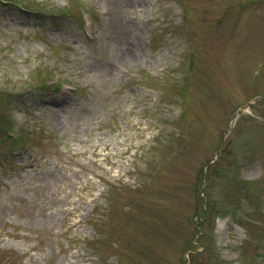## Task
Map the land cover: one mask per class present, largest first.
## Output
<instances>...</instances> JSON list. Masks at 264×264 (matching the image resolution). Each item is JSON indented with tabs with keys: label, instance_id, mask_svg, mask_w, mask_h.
I'll return each instance as SVG.
<instances>
[{
	"label": "rangeland",
	"instance_id": "1",
	"mask_svg": "<svg viewBox=\"0 0 264 264\" xmlns=\"http://www.w3.org/2000/svg\"><path fill=\"white\" fill-rule=\"evenodd\" d=\"M0 264H264V0H0Z\"/></svg>",
	"mask_w": 264,
	"mask_h": 264
},
{
	"label": "water",
	"instance_id": "2",
	"mask_svg": "<svg viewBox=\"0 0 264 264\" xmlns=\"http://www.w3.org/2000/svg\"><path fill=\"white\" fill-rule=\"evenodd\" d=\"M246 107H243L241 110H239L237 113H240L243 109H245ZM236 116V114L234 115Z\"/></svg>",
	"mask_w": 264,
	"mask_h": 264
}]
</instances>
